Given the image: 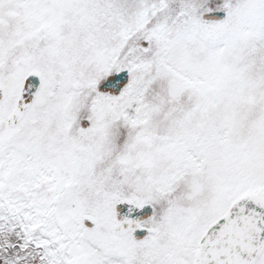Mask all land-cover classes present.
Returning a JSON list of instances; mask_svg holds the SVG:
<instances>
[{
    "label": "snow or ice",
    "instance_id": "snow-or-ice-1",
    "mask_svg": "<svg viewBox=\"0 0 264 264\" xmlns=\"http://www.w3.org/2000/svg\"><path fill=\"white\" fill-rule=\"evenodd\" d=\"M0 264H264V0H0Z\"/></svg>",
    "mask_w": 264,
    "mask_h": 264
}]
</instances>
